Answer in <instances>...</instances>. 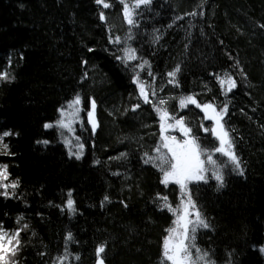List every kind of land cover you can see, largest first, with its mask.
I'll return each instance as SVG.
<instances>
[{"label": "trees", "instance_id": "trees-1", "mask_svg": "<svg viewBox=\"0 0 264 264\" xmlns=\"http://www.w3.org/2000/svg\"><path fill=\"white\" fill-rule=\"evenodd\" d=\"M109 2V9H101L95 0H0V72L15 77L0 81V132L11 128L20 134L5 138L15 155H0L9 179L20 181L18 198L0 197V220L15 229L20 226L16 217L23 215L21 224L29 225L20 234L18 264H54L69 232V264H95L100 243L106 244V264H165L162 241L174 217L154 201L159 192L175 207L179 189L164 188L157 170L140 159L159 138L158 118L151 105L137 99L131 73L110 54L108 28L123 38L128 25L119 0ZM101 10L106 23L99 19ZM193 11L196 17L186 15ZM137 12L140 27L133 29L130 43L159 74L157 87L168 70L181 65L180 87L165 84L160 96L195 93L202 101L215 97L220 105L225 97L210 74L227 71L237 80L225 120L244 175L229 166L219 190L211 178L190 187L210 225L197 232L196 245L216 264H263L264 0H152L148 10ZM154 30L160 36L155 44ZM141 76L151 83L146 71ZM76 93L85 106L89 97L95 99L100 120L96 136L83 131L80 160L69 158L55 128L43 127ZM166 107L176 110L177 101L169 100ZM180 113L201 117L194 106ZM45 139L47 146L36 143ZM201 143L212 142L202 135ZM120 152L126 158L109 159ZM69 189L77 209L71 216L60 210Z\"/></svg>", "mask_w": 264, "mask_h": 264}, {"label": "snow or ice", "instance_id": "snow-or-ice-1", "mask_svg": "<svg viewBox=\"0 0 264 264\" xmlns=\"http://www.w3.org/2000/svg\"><path fill=\"white\" fill-rule=\"evenodd\" d=\"M122 5L123 19L128 25L125 36L113 35L112 29L108 28V43L113 46V51L110 53L120 62L125 70L131 73L130 80L138 93V100H142L144 104H149L158 118L159 133L157 142L150 147L149 150L142 152L140 157L144 165H150L156 169L159 175V183L168 188L169 185L178 186L179 203L174 207L169 201L167 195L156 194L155 203L161 211L165 209L174 217L172 226L165 231L167 235L162 241V256L165 264H216L210 257L208 251L199 248L196 243V231L198 228L207 229L210 225L201 215L197 208L196 202L192 197L189 189V184L192 183H208V180L214 179L217 182V190L224 186V169L230 166L231 171L243 176L244 171L241 166L240 158L235 152V141L231 135V129L226 127L227 121L225 116L229 112V104L231 101L228 98L229 94L238 87L237 80L234 75L225 71L223 74L214 75L215 82L219 86V94L225 97L224 102L217 105L215 97L208 101L197 99V94H179L175 97L167 98L159 95L163 91L165 84L172 85L173 88L180 87L178 79L181 73V65L177 63L171 70H168L159 87L156 85L158 73H154L151 64L138 54V49L133 47L130 41L134 38L133 29H139L140 22L137 19L138 9L143 8L148 10L152 4V0H119ZM95 3L101 9H109L112 5L109 0H95ZM203 8V3L199 5ZM197 12L193 11L186 13L191 17H196ZM203 16V12L199 13ZM99 19L102 22H107L105 12H99ZM175 19H183L178 16ZM172 25L170 24L169 27ZM264 28V24L260 25ZM158 30L152 33L151 43L155 44L159 41L160 36ZM222 43V42H221ZM89 52L93 49L89 48ZM107 51V49H105ZM22 58V57H21ZM231 59V56L229 57ZM11 61H9L10 65ZM87 63V61H83ZM235 67L246 80L247 76L243 74V69L239 68L237 61ZM146 71V75L150 78L151 83L145 78H142L141 73ZM87 77V72L84 73ZM14 76H10L7 71L0 72V81L10 82L14 80ZM207 88V85H205ZM211 91L210 88L207 89ZM151 97V98H150ZM175 99L177 101V109L170 112L166 105L168 101ZM189 106H194L203 114L198 125H190L186 123L187 117L180 115L184 109ZM96 101L89 97L87 106L84 105L81 95L76 93L69 98L58 109V117L53 122H45L43 127L47 129L55 128L59 134L61 142L67 149L69 158L80 160L84 154L85 144L81 142V137L76 135L75 125H79L81 131L89 130L92 136H95L99 126L96 118ZM140 107V103L133 105L132 111ZM83 113V115H81ZM85 121L87 129H85ZM205 121L210 122V126L205 125ZM147 127V125H145ZM196 131H193V128ZM179 134V138L176 134ZM201 133L205 138L210 139L211 145H202ZM19 132H14L11 128L0 132V155L14 156L15 153L9 151V144L5 143L7 137H19ZM37 144L47 146L50 141L38 140ZM216 154L225 159L214 158ZM127 153L120 152L118 156L109 157L110 160H119L126 158ZM99 164L100 161H94ZM8 164L0 163V197L4 199L18 198L17 189L20 186L19 178L9 179ZM113 175H119L114 172ZM67 199L60 210L67 211L68 214L75 215L76 207L73 199V190L67 191ZM108 199L107 196L104 198ZM126 206V205H125ZM4 215H7L4 213ZM24 221V216L19 215L15 219V223L20 225L15 229L5 228L3 220H0V264H18L14 258L21 251L22 241L20 234L28 229L27 223L21 224ZM35 235V233H33ZM73 241L71 232L66 234L64 251L59 254L54 264H69L72 253L68 250L69 242ZM255 250V246H253ZM96 261L95 264H106L103 254L106 252V244L100 243L95 249ZM259 252L264 254V245L259 247ZM45 253H41L44 255ZM75 260H79V255H75Z\"/></svg>", "mask_w": 264, "mask_h": 264}, {"label": "rangeland", "instance_id": "rangeland-1", "mask_svg": "<svg viewBox=\"0 0 264 264\" xmlns=\"http://www.w3.org/2000/svg\"><path fill=\"white\" fill-rule=\"evenodd\" d=\"M98 108H99V106H98ZM185 111H186V109L183 110V112H185ZM181 112H182V111H181ZM81 115H83V113H82ZM98 115H99V111H98ZM180 115H181V113H180ZM182 115H183V114H182ZM184 116L187 117V119H186V123H188V124L194 126V125H198V124H199V122H200L201 119H202L203 114L201 113V117H199V119H197L196 116H192L191 113L184 114ZM198 116H199V115H198ZM99 121H100V120H99ZM204 123H205L206 126H210V122H206V121H205ZM85 126H87L86 121H85ZM75 127H76V135H79V136L81 137V142H82V141H83V140H82V137H83V131L80 130L79 125H75ZM193 131H194V132L196 131V128H195V127L193 128ZM174 134H176L177 137L179 138V134H178V133H174ZM200 135L202 136V135H204V134L201 133ZM214 158H219V159H221V160L225 159V158H223V157H219V154H216V156H215ZM224 171H226V170L224 169ZM195 184H197V183L189 184V189H190L191 186H193V185H195ZM200 229H203V228H198L197 231H196V234H197V232H198ZM195 243H196V240H195Z\"/></svg>", "mask_w": 264, "mask_h": 264}, {"label": "water", "instance_id": "water-1", "mask_svg": "<svg viewBox=\"0 0 264 264\" xmlns=\"http://www.w3.org/2000/svg\"><path fill=\"white\" fill-rule=\"evenodd\" d=\"M96 105H97V107H96V113H95V115H96V118H97V120H98L99 126H98V128H97V130H96V134H95V136L97 135V133H98V131H99V129H100V121H99V115H98L99 108H98V104H97V102H96ZM145 105H146V104H145ZM206 122H207V121H206Z\"/></svg>", "mask_w": 264, "mask_h": 264}, {"label": "bare ground", "instance_id": "bare-ground-1", "mask_svg": "<svg viewBox=\"0 0 264 264\" xmlns=\"http://www.w3.org/2000/svg\"><path fill=\"white\" fill-rule=\"evenodd\" d=\"M261 256H262V258H263V264H264V254L261 253Z\"/></svg>", "mask_w": 264, "mask_h": 264}]
</instances>
